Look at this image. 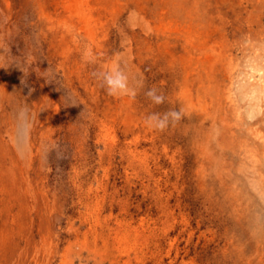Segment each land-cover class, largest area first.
Wrapping results in <instances>:
<instances>
[{
    "label": "rangeland",
    "instance_id": "374dc122",
    "mask_svg": "<svg viewBox=\"0 0 264 264\" xmlns=\"http://www.w3.org/2000/svg\"><path fill=\"white\" fill-rule=\"evenodd\" d=\"M0 264H264V0H0Z\"/></svg>",
    "mask_w": 264,
    "mask_h": 264
},
{
    "label": "clouds",
    "instance_id": "9594fccd",
    "mask_svg": "<svg viewBox=\"0 0 264 264\" xmlns=\"http://www.w3.org/2000/svg\"><path fill=\"white\" fill-rule=\"evenodd\" d=\"M127 67L126 62L124 63V67H121L120 62L116 64L111 70L108 71H99L94 72L93 76L100 82L101 87H103L106 93L112 97H121V96H131L135 97L137 94V87H132L129 84V76L125 71ZM23 84V81H22ZM138 87H142V81L137 82ZM145 95L156 105L163 104L165 101V97L163 94H157V89L150 88L145 93ZM183 113V109L173 110L170 109L163 114L161 113H151L145 117V124L150 128L160 132L165 131L169 127V117H171L173 124L180 121ZM19 115L21 117H29V109L27 106H24L20 109ZM29 122L25 127V133L29 130ZM55 151L56 158L62 159L63 154L59 150L58 144H52L45 148L44 151V159L47 160L48 155Z\"/></svg>",
    "mask_w": 264,
    "mask_h": 264
},
{
    "label": "bare ground",
    "instance_id": "6f19581e",
    "mask_svg": "<svg viewBox=\"0 0 264 264\" xmlns=\"http://www.w3.org/2000/svg\"><path fill=\"white\" fill-rule=\"evenodd\" d=\"M262 54V53H261ZM258 55V54H257ZM249 58V57H248ZM261 61V60H260ZM249 63V62H248ZM249 65V64H248ZM255 67V66H254ZM258 67V66H257ZM261 74H262V71H261ZM246 84V83H245ZM259 84V83H258ZM256 87H258V86H256ZM248 92V91H247ZM256 94V93H255ZM259 94V93H258ZM245 96H246V94H245ZM243 98V97H242ZM245 98V97H244ZM251 99V98H250ZM257 105V104H256ZM257 108V107H256ZM253 109V108H252ZM254 112V111H253ZM255 113V112H254ZM261 138V137H260Z\"/></svg>",
    "mask_w": 264,
    "mask_h": 264
}]
</instances>
